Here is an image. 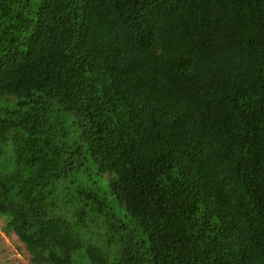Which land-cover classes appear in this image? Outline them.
I'll return each instance as SVG.
<instances>
[{"label": "trees", "instance_id": "obj_1", "mask_svg": "<svg viewBox=\"0 0 264 264\" xmlns=\"http://www.w3.org/2000/svg\"><path fill=\"white\" fill-rule=\"evenodd\" d=\"M0 220L32 264H264V0H0Z\"/></svg>", "mask_w": 264, "mask_h": 264}, {"label": "rangeland", "instance_id": "obj_2", "mask_svg": "<svg viewBox=\"0 0 264 264\" xmlns=\"http://www.w3.org/2000/svg\"><path fill=\"white\" fill-rule=\"evenodd\" d=\"M5 224L0 220V264H32L29 252L15 233L12 232L10 237L6 235Z\"/></svg>", "mask_w": 264, "mask_h": 264}]
</instances>
